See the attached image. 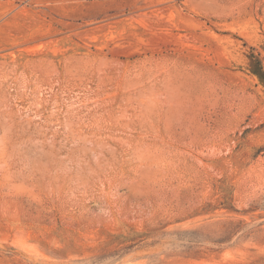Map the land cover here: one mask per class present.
Segmentation results:
<instances>
[{
	"label": "rangeland",
	"instance_id": "1",
	"mask_svg": "<svg viewBox=\"0 0 264 264\" xmlns=\"http://www.w3.org/2000/svg\"><path fill=\"white\" fill-rule=\"evenodd\" d=\"M0 264H264V0H0Z\"/></svg>",
	"mask_w": 264,
	"mask_h": 264
}]
</instances>
